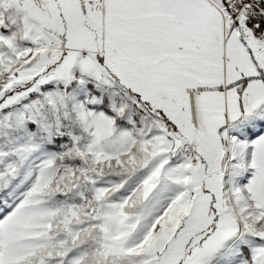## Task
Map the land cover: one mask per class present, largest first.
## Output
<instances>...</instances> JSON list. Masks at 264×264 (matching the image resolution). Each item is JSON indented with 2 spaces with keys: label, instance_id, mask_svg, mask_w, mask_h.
I'll list each match as a JSON object with an SVG mask.
<instances>
[{
  "label": "snow or ice",
  "instance_id": "snow-or-ice-1",
  "mask_svg": "<svg viewBox=\"0 0 264 264\" xmlns=\"http://www.w3.org/2000/svg\"><path fill=\"white\" fill-rule=\"evenodd\" d=\"M0 264H264V0H0Z\"/></svg>",
  "mask_w": 264,
  "mask_h": 264
}]
</instances>
